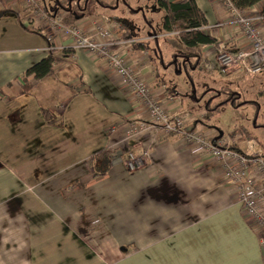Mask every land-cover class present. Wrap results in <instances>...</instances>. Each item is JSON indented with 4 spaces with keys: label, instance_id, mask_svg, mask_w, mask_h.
Instances as JSON below:
<instances>
[{
    "label": "crops",
    "instance_id": "0c3cea01",
    "mask_svg": "<svg viewBox=\"0 0 264 264\" xmlns=\"http://www.w3.org/2000/svg\"><path fill=\"white\" fill-rule=\"evenodd\" d=\"M66 1L42 0L53 14L62 11L51 9L54 3ZM73 1L74 23L88 28L107 17L118 25L116 48L164 104L187 114L188 132L197 130L211 143L240 137L237 145L247 144L245 149L254 143L253 135L245 141L236 132L246 130L243 125L223 134L210 117L203 127V94L180 92L167 81L171 68L186 72L173 59L185 49L176 36L164 35L156 0ZM194 1L207 20L204 33L218 48L246 47L230 37V26L220 25V4ZM5 12L0 16V264H264L257 235L209 157L193 154L181 136H157L153 126L127 137L125 126L139 114L102 60L72 50L63 57L65 41L50 50L24 15ZM136 43L147 49H133ZM216 49L202 48L206 63H212ZM165 51L170 63L163 60ZM50 55L61 60L53 74L23 94L25 71ZM240 72L206 74L213 80L217 73ZM237 100L231 107L240 105ZM141 147L149 149L148 162L128 172L126 154ZM102 149L109 151L110 164L96 177L90 157Z\"/></svg>",
    "mask_w": 264,
    "mask_h": 264
},
{
    "label": "built area",
    "instance_id": "2783aa9c",
    "mask_svg": "<svg viewBox=\"0 0 264 264\" xmlns=\"http://www.w3.org/2000/svg\"><path fill=\"white\" fill-rule=\"evenodd\" d=\"M212 1L221 7L220 25L230 26V37L238 43H246V47L241 49L229 50L223 46L217 48L213 57L216 67L223 74L232 69H239L246 75L264 72V17L260 15L264 0L244 12L237 10L232 0ZM71 6L76 7L77 3L73 1L67 9L53 14L46 9L42 0H0V11L24 15L26 24L44 37L50 50L62 48L60 42L65 41L66 45L62 49L83 51L102 60L106 73L139 114L137 120L134 119L132 124L125 126L124 133L127 137L153 126L157 136H181L191 143L190 150L193 154L209 157L215 174L229 188L233 200L239 203L242 218L255 232L264 251L262 154L254 152L252 145L240 153L229 149L231 145L237 144L240 137L219 138L211 143L197 130L188 132V127H185L187 114L175 113L169 103L164 104L144 81L140 72L116 48L114 31L118 29V25L107 17L97 18L88 28L82 23L68 24L64 19ZM201 30L204 33L206 27ZM168 35L175 36L176 33L171 32ZM202 67L210 72L213 64L204 62ZM148 160L149 149L141 147L139 152H128L123 165L128 172H135L142 169Z\"/></svg>",
    "mask_w": 264,
    "mask_h": 264
},
{
    "label": "trees",
    "instance_id": "16d2710c",
    "mask_svg": "<svg viewBox=\"0 0 264 264\" xmlns=\"http://www.w3.org/2000/svg\"><path fill=\"white\" fill-rule=\"evenodd\" d=\"M261 0H232L234 7L239 11H248L253 6L258 4ZM73 0H67L64 4L55 2L53 8H60L61 10L67 9ZM156 7L162 12L161 17V29L164 35H168L171 32L176 33V37L184 46L185 51L183 53L174 54L173 59L176 58V62H180L183 65V69L188 72L190 70H197L202 68V64L205 62L202 56V48L206 46H215L218 48L219 43L213 37L206 35L202 32L201 28L206 27L207 20L194 0H156ZM5 12V11H4ZM0 11V16L4 14ZM6 13V12H5ZM260 15L264 17V5L260 9ZM76 15L70 10L66 18V23L72 24L76 21ZM135 50H146L147 47L144 44H133ZM69 49H63L61 54L63 57H67L70 54ZM61 60L53 57L52 55L40 60L28 68L21 78L22 93L27 94L33 85L45 77H49L53 74V68L55 64ZM167 91H172L167 88ZM209 91H205L204 95H207ZM220 94V92H218ZM238 94L231 92L226 93L225 97L218 103L212 104L213 97L206 99L204 103V119L209 120L210 117L219 112L221 107L227 105H234L237 100ZM247 102L240 103L243 105ZM237 133L244 134L247 139H251L252 135L245 129L239 128ZM232 151L241 152L238 145H231ZM93 162V164H92ZM90 166L94 172V176L102 177L108 170L110 164L109 151L102 149L90 157Z\"/></svg>",
    "mask_w": 264,
    "mask_h": 264
},
{
    "label": "rangeland",
    "instance_id": "374dc122",
    "mask_svg": "<svg viewBox=\"0 0 264 264\" xmlns=\"http://www.w3.org/2000/svg\"><path fill=\"white\" fill-rule=\"evenodd\" d=\"M122 10L125 11L126 14L132 15V13H130L125 6H122ZM152 16L153 23H157V13ZM155 60L156 62L158 61L156 58ZM163 60L170 63L173 59L172 56L165 51ZM212 64V71L206 72L204 69H201V71L196 70L193 74L190 71H181L180 74H176V70L171 68L165 74V78L180 92L183 91V89L189 88L192 94L199 97L205 91L216 88L214 91L203 96L205 99H203V101L201 100V108H203L206 99L209 97H213V104V101L215 103L221 101L228 92L238 94L237 101L247 103L237 105L235 107H231V105L223 106L219 112L214 113L211 116L210 121L212 125L223 134H227L228 131L238 127L239 125L245 126L246 130L253 135V151L260 152L264 158V72L257 75H246L245 73L240 72L235 75H226V77L217 73L216 76L214 75L215 78L212 80V77L206 74H210L215 70H218L213 61ZM176 68L180 69L181 67L176 66ZM218 92H220L219 96L216 95ZM190 112L194 113L197 112V110L192 109ZM200 120H202L201 125L205 127L207 122L203 117H201ZM243 137V139H246L245 135ZM245 141H247V139ZM246 146L247 144H244L242 147L238 146V148L240 151H245Z\"/></svg>",
    "mask_w": 264,
    "mask_h": 264
}]
</instances>
